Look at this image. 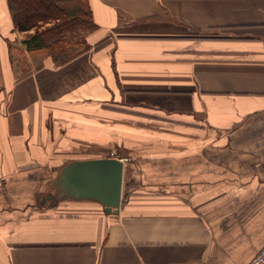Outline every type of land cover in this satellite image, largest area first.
<instances>
[{
    "label": "crops",
    "instance_id": "crops-1",
    "mask_svg": "<svg viewBox=\"0 0 264 264\" xmlns=\"http://www.w3.org/2000/svg\"><path fill=\"white\" fill-rule=\"evenodd\" d=\"M64 64L0 0V264H251L264 246V0H89ZM46 29V28H45ZM124 160L117 213L48 199Z\"/></svg>",
    "mask_w": 264,
    "mask_h": 264
},
{
    "label": "trees",
    "instance_id": "trees-1",
    "mask_svg": "<svg viewBox=\"0 0 264 264\" xmlns=\"http://www.w3.org/2000/svg\"><path fill=\"white\" fill-rule=\"evenodd\" d=\"M9 3L19 31L54 22L23 43L26 50L37 57L38 67L42 65L40 57H51L58 64L68 62L86 49L84 33L97 28L89 0H9Z\"/></svg>",
    "mask_w": 264,
    "mask_h": 264
},
{
    "label": "water",
    "instance_id": "water-1",
    "mask_svg": "<svg viewBox=\"0 0 264 264\" xmlns=\"http://www.w3.org/2000/svg\"><path fill=\"white\" fill-rule=\"evenodd\" d=\"M124 160L99 157L70 161L49 181L48 199L89 201L103 206L106 213H117L122 202Z\"/></svg>",
    "mask_w": 264,
    "mask_h": 264
},
{
    "label": "built area",
    "instance_id": "built-area-1",
    "mask_svg": "<svg viewBox=\"0 0 264 264\" xmlns=\"http://www.w3.org/2000/svg\"><path fill=\"white\" fill-rule=\"evenodd\" d=\"M251 264H264V246L258 252L257 256L254 258Z\"/></svg>",
    "mask_w": 264,
    "mask_h": 264
},
{
    "label": "rangeland",
    "instance_id": "rangeland-1",
    "mask_svg": "<svg viewBox=\"0 0 264 264\" xmlns=\"http://www.w3.org/2000/svg\"><path fill=\"white\" fill-rule=\"evenodd\" d=\"M53 24H54V22H47V23H42V24H40V25H42V26L45 27V28H48V27H51ZM45 28H44V29H45Z\"/></svg>",
    "mask_w": 264,
    "mask_h": 264
}]
</instances>
